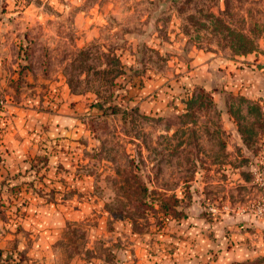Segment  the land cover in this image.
Returning <instances> with one entry per match:
<instances>
[{
	"label": "rangeland",
	"instance_id": "obj_1",
	"mask_svg": "<svg viewBox=\"0 0 264 264\" xmlns=\"http://www.w3.org/2000/svg\"><path fill=\"white\" fill-rule=\"evenodd\" d=\"M0 149V264H264V0H0Z\"/></svg>",
	"mask_w": 264,
	"mask_h": 264
},
{
	"label": "crops",
	"instance_id": "obj_2",
	"mask_svg": "<svg viewBox=\"0 0 264 264\" xmlns=\"http://www.w3.org/2000/svg\"><path fill=\"white\" fill-rule=\"evenodd\" d=\"M22 134L21 137H19V134ZM12 135H8L7 137L4 138L5 142V148L3 149L2 155L5 156L7 159H2L1 162L5 163V166L7 167V170L10 172L15 171L20 168L21 165L25 164L22 161V158L26 156V154H30L35 152L36 149V144L27 142L26 140H29V134L26 133V128L21 127L17 125L16 128H13L11 131ZM6 148H12V152L8 154L6 152ZM1 151V149H0ZM4 168L0 172L1 175L7 173ZM232 248H229L228 253L230 252ZM238 252V251H237ZM237 254V253H236Z\"/></svg>",
	"mask_w": 264,
	"mask_h": 264
},
{
	"label": "built area",
	"instance_id": "obj_3",
	"mask_svg": "<svg viewBox=\"0 0 264 264\" xmlns=\"http://www.w3.org/2000/svg\"><path fill=\"white\" fill-rule=\"evenodd\" d=\"M260 185L262 187V191H263V194H264V178L260 179ZM264 200V198H263Z\"/></svg>",
	"mask_w": 264,
	"mask_h": 264
}]
</instances>
